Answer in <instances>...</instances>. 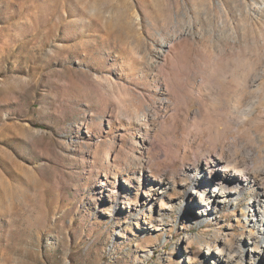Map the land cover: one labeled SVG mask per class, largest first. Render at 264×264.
<instances>
[{
  "label": "rangeland",
  "instance_id": "374dc122",
  "mask_svg": "<svg viewBox=\"0 0 264 264\" xmlns=\"http://www.w3.org/2000/svg\"><path fill=\"white\" fill-rule=\"evenodd\" d=\"M263 200L264 0H0V264H264Z\"/></svg>",
  "mask_w": 264,
  "mask_h": 264
},
{
  "label": "bare ground",
  "instance_id": "6f19581e",
  "mask_svg": "<svg viewBox=\"0 0 264 264\" xmlns=\"http://www.w3.org/2000/svg\"><path fill=\"white\" fill-rule=\"evenodd\" d=\"M221 160V159H220ZM223 162L219 165V168L221 169V170H223L224 171V173H226L225 175H228V176H231V177H233L234 179H237L238 177H240V178H244L246 181H249L250 179H253V176H250L251 174L249 173V172H247V171H243V170H241V171H239V172H234V171H232L231 170V166H232V162L231 161H229V160H227V159H223L222 160ZM223 173V174H224ZM224 177V178H223ZM220 180H224L225 181V176L224 175H222V176H220ZM215 191V190H214ZM214 195H216V196H218V193H214ZM214 200V199H213ZM263 203H264V200H263ZM263 206H264V204H263ZM259 215V214H258ZM260 221H261V225H264V223H262V222H264V214L263 215H261V217H260ZM262 229V228H261Z\"/></svg>",
  "mask_w": 264,
  "mask_h": 264
}]
</instances>
